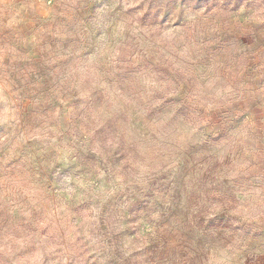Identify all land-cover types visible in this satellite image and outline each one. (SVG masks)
<instances>
[{
	"label": "rangeland",
	"instance_id": "374dc122",
	"mask_svg": "<svg viewBox=\"0 0 264 264\" xmlns=\"http://www.w3.org/2000/svg\"><path fill=\"white\" fill-rule=\"evenodd\" d=\"M0 264H264V0H0Z\"/></svg>",
	"mask_w": 264,
	"mask_h": 264
}]
</instances>
